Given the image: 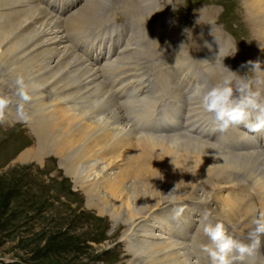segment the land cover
<instances>
[{"label": "bare ground", "instance_id": "bare-ground-1", "mask_svg": "<svg viewBox=\"0 0 264 264\" xmlns=\"http://www.w3.org/2000/svg\"><path fill=\"white\" fill-rule=\"evenodd\" d=\"M99 1L88 0L76 6L67 18L73 23L90 18ZM242 1L264 36V0ZM149 4V0H137L133 11L137 16H147L152 11ZM155 34L151 41L156 38L159 43L165 37L162 33L154 37ZM130 55L137 56L135 51ZM215 58L220 61L223 57ZM170 72L163 66L160 75ZM260 73L264 75V68ZM18 78L29 86L32 98L28 102L18 94ZM168 79L173 100L167 119H173L177 94L174 79ZM0 94L12 99L0 122L2 129L22 123L27 130L25 140L11 151L3 150L2 158L14 155L13 161L21 163L22 168L44 172L55 167L65 179L70 178L77 187L74 198L80 193L79 201L95 210L104 225L109 222L124 242L125 256L131 257L124 264H195L190 249L195 235L192 208L202 199L194 203L199 198L200 177H196V172L223 179L232 170L240 171L248 178L245 183L255 189L256 197L248 192L250 198H257L258 207L264 212V150L231 152L182 132H136L126 125L121 111L105 93L96 67L64 43L55 15L30 0H0ZM21 105L27 120L18 116ZM177 137L182 142L174 146ZM108 155L112 159H130L132 170L138 171L132 174L130 165L124 171H113ZM148 157L161 165L143 167ZM165 163H171L173 171ZM171 179L173 185L168 181ZM235 201L224 200L217 216L230 218ZM243 203H247L243 215L250 217L255 208L245 199ZM169 204L183 209L176 220L169 218ZM160 223L171 238L162 236ZM112 235L113 232L108 240Z\"/></svg>", "mask_w": 264, "mask_h": 264}, {"label": "rangeland", "instance_id": "rangeland-1", "mask_svg": "<svg viewBox=\"0 0 264 264\" xmlns=\"http://www.w3.org/2000/svg\"><path fill=\"white\" fill-rule=\"evenodd\" d=\"M108 1L109 5L106 6V11H103V13L108 12L109 17H111L115 8L111 0ZM156 1L159 14H173L175 17L171 19L172 24L168 25L169 27L166 29L177 35V39L180 40V46L183 50L181 56L188 54L186 42L191 47L199 49L198 53L192 56L195 58L193 61H185L189 72L199 73L202 71L201 68L216 63L215 57L224 58L225 50L222 54V49L226 48L227 50L226 43L230 42V54L226 53L230 58H224L223 69H221V64L216 63L217 67L215 68L219 70L218 76L222 77V75L227 74L224 68L226 67L228 70L235 72L238 78H247L248 80L252 78V87L259 78L261 81L259 84L260 90H264V75L249 64L250 61H259L260 68L264 67V45L262 43L264 36L260 34L261 30L258 23L254 19L252 20V16L247 13L242 0ZM136 2H133V8ZM149 5L152 7L150 13H154V7L151 4ZM209 9H215L213 15L211 13L214 11L207 12L212 16L211 18L216 19L215 23H211V27L218 28L223 33L222 35L226 38V41L223 38L220 41L211 30L206 28L202 31L196 26L201 17L200 11ZM134 13L136 20H132L133 34L139 35L143 24L141 19L144 16H137V12ZM211 18L206 17V20H211ZM205 25L210 26L209 22ZM197 31L201 32L199 36ZM163 33L167 34L164 30ZM191 35H193V39L189 38ZM205 38L217 44H213L214 49L212 51L203 54L201 46ZM218 45L221 48L219 51ZM177 46H179L178 43ZM211 85V82L207 83V86ZM182 86L183 84H180L179 94L183 89H187V85ZM179 99L182 108L187 107L190 109V98L183 96ZM192 100L196 102L191 103L192 105L199 104L197 95L193 96ZM8 131H10V135H8ZM25 131L27 130L24 129L22 123L4 129L0 125V264H124L125 260H130V256H125L127 252L124 242L120 241L117 231L114 232V227L109 222L104 225L102 221L98 220L96 217L97 212L93 209H87L83 201H79L80 193L74 198L77 187L73 185L70 178H64V173L56 172L55 167L50 168L51 171L48 172L41 171L38 168L33 169V167L22 168L21 163L13 161L14 155L2 158L3 150L11 151L18 143L25 140ZM167 134H173V132L168 131ZM184 134L190 135L196 140L203 139L193 136L192 131H186ZM109 158L112 159V156ZM108 159H105V161H108ZM116 159L117 156L112 161L110 160L113 171L118 172L121 169V171H124L123 169L129 167L131 170L133 169L131 168L130 159L126 157ZM56 162L54 161L55 164ZM145 163L143 167L160 164L154 158L149 157ZM171 163L168 166L165 163L169 171H173ZM180 169L179 167L178 172H180ZM137 171L138 169L132 170V174ZM220 175L222 176V174ZM196 177H200L199 198H194L196 199L194 203H198L204 196L210 197L218 193L222 196L223 203L227 199H236L238 192H240L238 198L241 199L243 196L242 190L238 187H232L233 189L230 187V192L227 196H224L229 186L240 185L245 188L243 183L245 178L240 171L232 170L224 179H219L218 175L209 178L207 174L198 172H196ZM168 181L172 185L174 184V179ZM250 193H253V196L256 197V192ZM202 199L200 203H202ZM250 202L253 204L257 203L258 200L256 198L254 201L253 198ZM217 207L219 208L218 203ZM169 212L173 215L171 205L169 206ZM169 218L172 219L171 216ZM240 219L241 216H239L238 222L234 223V230L246 233L245 228H241L239 225ZM160 224L163 226L162 236L171 238L165 225ZM198 225L195 227V241L197 244L194 245V249H199L198 242L204 236ZM228 229L230 230V228ZM112 232L113 235L108 240L107 237Z\"/></svg>", "mask_w": 264, "mask_h": 264}, {"label": "clouds", "instance_id": "clouds-1", "mask_svg": "<svg viewBox=\"0 0 264 264\" xmlns=\"http://www.w3.org/2000/svg\"><path fill=\"white\" fill-rule=\"evenodd\" d=\"M254 68L259 69V61H250ZM227 74L211 86H204L197 92L199 107L204 113L211 115L219 130L224 131L233 126L243 125L251 132L264 131V102L259 87L253 88V81L238 78L235 72L224 67ZM18 94L22 101L31 100L28 88L23 78H18ZM261 83L259 78L255 81ZM12 103L9 96L0 94V122L4 121L6 109ZM21 120H27L28 115L23 106L18 109ZM177 137L174 146L181 143ZM162 178V177H161ZM180 212L183 209L179 210ZM251 227L246 236L238 238L230 233L224 223L214 221L211 212L203 216L200 228L202 234L209 241L201 244V250L210 258L211 264H233L232 254L238 255L241 261L247 257L257 255L264 244V212L253 210L251 213Z\"/></svg>", "mask_w": 264, "mask_h": 264}]
</instances>
